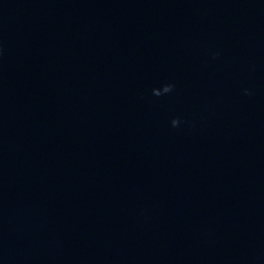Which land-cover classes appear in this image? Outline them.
Segmentation results:
<instances>
[{
    "label": "clouds",
    "instance_id": "9594fccd",
    "mask_svg": "<svg viewBox=\"0 0 264 264\" xmlns=\"http://www.w3.org/2000/svg\"><path fill=\"white\" fill-rule=\"evenodd\" d=\"M172 88H173V85L166 84L163 86V91H164V93H168V92L172 91ZM153 94L156 96L161 95L157 89H153ZM171 123H172L173 127H176L179 125L180 121L178 119H173Z\"/></svg>",
    "mask_w": 264,
    "mask_h": 264
}]
</instances>
